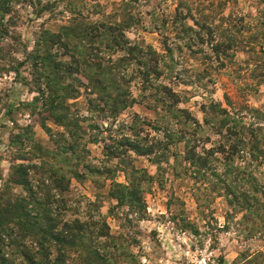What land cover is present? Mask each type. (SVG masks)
I'll list each match as a JSON object with an SVG mask.
<instances>
[{
  "label": "rangeland",
  "instance_id": "obj_1",
  "mask_svg": "<svg viewBox=\"0 0 264 264\" xmlns=\"http://www.w3.org/2000/svg\"><path fill=\"white\" fill-rule=\"evenodd\" d=\"M263 8L0 0V192L22 197L41 185L44 198L51 173L68 178V217L104 219L124 245L110 264H264ZM112 21L123 31L99 28ZM252 37L262 48L248 51ZM129 43L152 45L158 59L128 54ZM101 75L121 84L105 87ZM228 128L242 132L236 153ZM190 149L209 157L207 177ZM19 165L30 167L28 185L11 181ZM130 175L141 202L118 199Z\"/></svg>",
  "mask_w": 264,
  "mask_h": 264
},
{
  "label": "trees",
  "instance_id": "obj_2",
  "mask_svg": "<svg viewBox=\"0 0 264 264\" xmlns=\"http://www.w3.org/2000/svg\"><path fill=\"white\" fill-rule=\"evenodd\" d=\"M260 13L262 14L260 18L264 19V8L260 10ZM209 19L210 17H207L205 21L209 23ZM240 20L244 22L245 17L242 16ZM113 24H115L114 21L110 25L101 23L99 28H103L105 25L109 31L113 29L119 32L123 31V29L115 28ZM257 24L261 25V22L258 21ZM69 28V26L64 27V29ZM207 29L212 31L211 27H207ZM257 40L258 38L252 37L247 42L245 47L249 48L248 51H256L258 47L262 48L261 41ZM228 41H231V39H228ZM123 43L125 42L123 41ZM129 44L127 46L128 54L132 52L138 54L148 53L154 59H158L159 53L152 45L143 47L138 44ZM223 46V42H217L216 45H213V49L217 53L226 54V49ZM226 47L228 46L226 45ZM257 52L260 54L259 50ZM262 53H264L263 48ZM111 62L112 60L108 61V63ZM98 66L102 68L101 63H98ZM107 68L108 71L111 70L109 66ZM156 69H158L156 65L147 69L146 74H144L146 80L153 72L156 73ZM102 71L106 73L105 70ZM97 79L105 81L103 83L105 87L121 84V82L118 83V79L114 75L113 77L101 75ZM165 89L168 90V87L165 86ZM172 96L176 99L175 94ZM234 128L237 129V125ZM244 129L243 126L242 131ZM223 130H217V132L221 135L220 132H223ZM225 132L227 135L230 133L229 136H226L227 142H229V145L226 146L232 151L231 153L238 152L239 147L243 144L242 138H239L242 132L234 131L232 128L226 129ZM232 136L235 137L234 140ZM256 150L258 154L262 153L260 147ZM136 151L139 152L137 149ZM187 153L189 158L193 160L191 165L195 169L194 172L207 177V172L211 170L208 167L211 165L209 157L201 153L198 154L192 149L188 150ZM206 154L211 153L206 152ZM33 167H37V165H33ZM29 169L30 167L26 165H19L17 171L12 173L11 181L16 185H28ZM134 172L144 173L146 180L149 178L146 171L134 169ZM55 174H57V171L50 175L54 178V192L51 189L47 190L44 198L39 196L41 185L37 188L38 190L33 186L29 187L22 197H12L5 192H0V264H110L112 261L117 260L118 251L124 245L118 244V237L112 235L107 221L96 219L94 215H91L88 220H82L79 217H68L69 199L65 197V192L69 188V179L64 176L55 178ZM131 178V175L128 176L129 184L119 188L118 199L120 201L127 202V199L133 197V194L137 195L136 180H131ZM229 194L235 196L232 191ZM136 198L141 202V194L139 197L137 195Z\"/></svg>",
  "mask_w": 264,
  "mask_h": 264
}]
</instances>
